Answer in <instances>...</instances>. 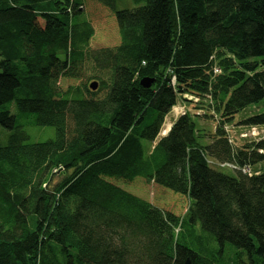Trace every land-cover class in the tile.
I'll use <instances>...</instances> for the list:
<instances>
[{
    "label": "trees",
    "instance_id": "obj_1",
    "mask_svg": "<svg viewBox=\"0 0 264 264\" xmlns=\"http://www.w3.org/2000/svg\"><path fill=\"white\" fill-rule=\"evenodd\" d=\"M101 1L118 23L114 49L89 48L84 0H0V107L16 101L28 124L56 130L31 143L0 111V264H264V140L239 146L225 128L264 102V0ZM87 61L100 87L66 99L59 81ZM21 88L30 96L16 99ZM178 99L206 102L214 135L203 143L181 114L148 157L143 140H157ZM239 123L264 126V111ZM142 178L185 196L187 217L125 189Z\"/></svg>",
    "mask_w": 264,
    "mask_h": 264
},
{
    "label": "rangeland",
    "instance_id": "obj_2",
    "mask_svg": "<svg viewBox=\"0 0 264 264\" xmlns=\"http://www.w3.org/2000/svg\"><path fill=\"white\" fill-rule=\"evenodd\" d=\"M116 6L118 10L124 9H134L136 5L133 0H115ZM83 14L80 16V21H89L91 23L92 28L94 29V33L92 35L91 40L89 41L90 49H101V48H115L121 44V35L118 27V23L115 15L112 11L106 6V4L101 0H84V8ZM85 27L81 28V33L85 32ZM80 75L77 78H62L58 83V90L65 94L71 89V93L69 95H64L66 99H82L84 97H88V94L85 90V85H88V88L91 83L97 84V89L100 87V84L97 80H89L91 75L95 73L94 64L90 61H87L83 70L80 71ZM106 78V76H105ZM90 89V88H89ZM105 91H101L98 93V97L102 98L105 95ZM30 95L24 89H19L16 92V99L28 97ZM181 99H178V104L173 108L172 112L168 115L166 123L161 130V134L157 138V140L153 143L143 140V145L146 150V155L148 157L152 156L153 149L160 138L166 136L163 135L162 132L167 131V126H171L174 121H176V115L179 113H189L192 117H195L196 122L198 124L199 131L203 138V143H207V141L211 140L214 135L216 126L218 121L220 120V116L217 115L214 117V113L208 110L207 103L204 102L201 105H195L193 103H184L181 102ZM197 106V107H196ZM200 106V107H199ZM4 108H7L12 115L17 116L18 125H25L24 129L28 133L30 137L31 143H40L46 142L48 140H54L56 138V130L54 127H41L32 124H28L29 119L25 114H21L18 111L16 101L11 104L0 107V111ZM264 111V102L259 104L250 106L246 108L244 111L238 113L233 120L232 124L226 125V130L231 142L236 145L242 146L245 142L253 141L257 139L259 135H264V128H261L259 131V135L255 137L245 138L243 135L248 131V127L240 126L239 122L243 119H246L249 116L256 115ZM151 114V113H150ZM212 114V115H210ZM207 115V117L205 116ZM213 116V117H211ZM31 119V118H30ZM150 121V118H147L146 122ZM10 131L0 126V143L4 147L8 144ZM155 143V144H154ZM153 146V149H152ZM255 170L264 171V162L255 166ZM224 174L234 176L235 172L229 168H220L219 169ZM55 171V170H54ZM62 175L57 176L53 179V183H58L62 179ZM122 185V183H119ZM125 189L130 191L131 193L140 196L148 201L154 206H157L161 209L171 211L176 215L180 216L183 219L187 217L188 208H189V200L180 194H176L170 190L164 188H157L153 185H145V180L142 178L138 180L137 183H134L133 186L126 185ZM176 234L181 233V228L176 229ZM231 246H226V261H231L230 251ZM243 258H246L245 256Z\"/></svg>",
    "mask_w": 264,
    "mask_h": 264
},
{
    "label": "built area",
    "instance_id": "obj_3",
    "mask_svg": "<svg viewBox=\"0 0 264 264\" xmlns=\"http://www.w3.org/2000/svg\"><path fill=\"white\" fill-rule=\"evenodd\" d=\"M214 72H215V74H218V73H220L221 71H220V69L215 65L214 66ZM197 101V100H196ZM180 114H184V112L183 113H180ZM261 128H264V126H252V127H249L248 128V131L247 132H245L246 134H244L243 136L245 137V138H249V137H255V136H257V135H259V131L261 130ZM258 138L257 139H255V140H257V141H259V140H264V135L262 136V135H259V136H257ZM228 166V165H227ZM229 167V166H228ZM243 172L244 173H246V174H249V175H252L253 174V169L252 168H244L243 169Z\"/></svg>",
    "mask_w": 264,
    "mask_h": 264
},
{
    "label": "water",
    "instance_id": "obj_4",
    "mask_svg": "<svg viewBox=\"0 0 264 264\" xmlns=\"http://www.w3.org/2000/svg\"><path fill=\"white\" fill-rule=\"evenodd\" d=\"M153 83H154L153 79L144 78V79L141 80V85L144 88H150L153 85ZM89 88H90L91 91H95L97 89V84L96 83H91ZM184 264H192V262H191L190 259H187Z\"/></svg>",
    "mask_w": 264,
    "mask_h": 264
},
{
    "label": "bare ground",
    "instance_id": "obj_5",
    "mask_svg": "<svg viewBox=\"0 0 264 264\" xmlns=\"http://www.w3.org/2000/svg\"><path fill=\"white\" fill-rule=\"evenodd\" d=\"M167 127H168V128H167V131H166V132H165V131L162 132L163 134L167 133L171 126L168 125Z\"/></svg>",
    "mask_w": 264,
    "mask_h": 264
},
{
    "label": "crops",
    "instance_id": "obj_6",
    "mask_svg": "<svg viewBox=\"0 0 264 264\" xmlns=\"http://www.w3.org/2000/svg\"><path fill=\"white\" fill-rule=\"evenodd\" d=\"M174 122H175V121H174ZM174 122H173V123H174ZM172 125H173V124H172ZM154 144H155V143H154ZM152 149H153V146H152Z\"/></svg>",
    "mask_w": 264,
    "mask_h": 264
}]
</instances>
